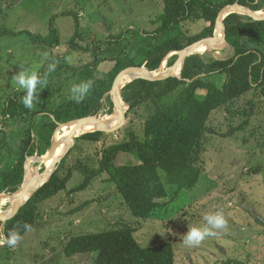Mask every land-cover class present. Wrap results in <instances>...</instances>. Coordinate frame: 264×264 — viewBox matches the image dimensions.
Wrapping results in <instances>:
<instances>
[{"label": "trees", "instance_id": "obj_1", "mask_svg": "<svg viewBox=\"0 0 264 264\" xmlns=\"http://www.w3.org/2000/svg\"><path fill=\"white\" fill-rule=\"evenodd\" d=\"M235 1L253 10L264 9V0H162L158 24L153 30L126 27L105 38L84 31L75 9L62 11L61 15L72 17L74 32L67 42V52L51 55L39 68L37 73L45 74L47 65L57 62L55 71L47 74L49 85L38 93V103L32 109L25 108L22 103L25 91L18 90L6 95L0 107V193L10 194L18 189L26 158L50 147V134L59 123L96 116L105 103L109 105L108 113H112L109 90L121 69L143 64L149 70H156L169 52L211 37L218 11ZM55 16L51 17L44 36L26 29H4L0 36L24 33L35 44L57 47L60 37L53 25ZM197 20L204 21L202 28L195 34H186L182 24ZM222 22L227 46L233 51L228 58L193 53L185 58L180 77L137 78L126 83L121 95L127 111H145L139 126L125 127L123 137L103 145L95 160H77L73 166L66 167L69 148L48 181L3 224L0 222V239L13 230L23 236L43 227L44 203L63 191H67L66 194L83 191L102 174H107L128 211L142 220L168 201L158 170L165 173L168 183L176 185L175 193L192 187L201 172L204 137L211 132L207 122L212 112L225 108L227 112L243 114L244 119L230 129L228 135L248 124L255 106L254 98H249L247 107L241 111L233 108L235 101L249 92L264 97V20L230 13ZM131 51H135L134 56ZM175 58L176 55L172 56L169 63ZM105 60L113 64L106 77L98 76V65ZM85 81L92 82V89L77 103L71 99L70 89ZM200 89L204 91L202 98L197 92ZM9 123H16L17 133H6L4 128ZM104 134L102 131L85 132L79 139L98 142ZM121 154L130 155L132 161L119 163ZM74 169L80 173V179L67 189ZM89 203L88 200L83 205ZM24 224L30 225V230H25ZM134 230L136 228L125 225L71 235L62 251L68 257L92 253V264H175L171 241L143 246L134 238ZM3 247L7 251L13 249Z\"/></svg>", "mask_w": 264, "mask_h": 264}, {"label": "rangeland", "instance_id": "obj_2", "mask_svg": "<svg viewBox=\"0 0 264 264\" xmlns=\"http://www.w3.org/2000/svg\"><path fill=\"white\" fill-rule=\"evenodd\" d=\"M73 9L84 31L105 38L126 27H139L150 32L158 24L156 21L162 9V0H0V31L26 29L32 34L44 36L48 33L51 17L56 14L53 25L60 37V44L49 48L31 42L24 33L0 36V107L10 92L23 90L15 84L16 73L24 68L38 72L51 55L67 52L66 45L74 32V22L71 16L61 15V12ZM182 25L185 33L192 35L202 28L204 21H187ZM232 52L228 46L218 51H205L207 56L223 59ZM131 55L134 56L135 51H131ZM175 55L177 58V53L171 51L164 57L165 69L174 63L176 58L169 62ZM112 64L111 60L102 61L97 75L106 77ZM197 92L202 98L204 91L200 89ZM119 94L123 100L121 91ZM249 98H254L255 106L248 124L233 133L227 135L230 129L241 123L243 114L238 111L230 113L224 108L210 115L207 124L211 132L204 137L201 172L192 187L175 193L176 185L168 183L165 173L158 170L168 192V201L147 219L135 218L123 204L113 183L107 179V174H102L87 189L71 194L63 191L44 203L43 227L25 233L12 250L7 251L0 246V264H92V253L65 256L62 246L67 239L75 234L125 225L136 228L133 236L143 246L171 241L175 264H264V97L249 92L238 98L233 108L241 110L247 107ZM108 107L105 103L97 115H109ZM143 112L141 109L126 110L124 124L119 129L104 132L98 142L79 139L85 132L78 131L81 134L72 138L65 166H73L77 160H95L103 145L123 137L125 127L139 126L144 118ZM6 126L4 130L7 134L10 131L17 133L14 130L16 123ZM55 129L50 134V143ZM48 149L32 156L42 158ZM131 159L130 155L121 154L118 161L130 163ZM32 160L35 176L44 169V164L40 160ZM79 175L74 169L67 189L75 186ZM10 194L2 192L0 196ZM88 200L90 203L83 205ZM216 212H221L227 219V230L206 238L198 247H187L182 237L188 228L204 226V216Z\"/></svg>", "mask_w": 264, "mask_h": 264}, {"label": "water", "instance_id": "obj_3", "mask_svg": "<svg viewBox=\"0 0 264 264\" xmlns=\"http://www.w3.org/2000/svg\"><path fill=\"white\" fill-rule=\"evenodd\" d=\"M260 12V13H258ZM230 13H239L242 15H245L253 20H264V11L261 12L259 10H253L238 1H235L233 3H229L224 5L217 13L215 22H214V30L213 35L211 37H203L198 40H195L185 46L184 48L172 51L177 53V58L174 61L172 65H170L168 68L162 71L155 72L156 70H149L145 66H128L123 69H121L116 76L113 79L111 88L109 90L110 99L112 102V112H116L117 119L112 125H105V123L102 120V117L100 115H88L83 116L79 118L70 119L66 122L59 123L56 126V131H58L61 126L63 125H70L73 124L74 128L69 132L67 137L63 140L64 145L62 148L61 153L58 157L54 156L55 150L57 148V143L53 142V139L50 143V147L48 151L45 153L44 157L47 159H52L51 164L47 167H44V169L37 173V175L27 178V161L36 159L38 162L41 160L40 156H32L25 161L24 164V173H23V180L18 187V189L15 192H20L16 199L14 200L11 209L8 212L0 213V222L3 224L8 218H10L31 196L32 194L41 187L45 182L48 181L51 174L53 173L54 169L57 167V164L60 162L61 158L64 156L66 151L71 146V140L73 137H75V131L83 126L84 124L93 123L94 129L92 131H102V132H111L116 129H119L125 121V112L128 108V106L123 108V104L126 105L125 101L122 100V103L119 101V98L116 95V89L119 87V93L121 91V88L131 80L141 78L146 80H161L167 77L175 76L180 77L181 71L183 68V62L185 58L193 53H195V50L198 46L204 45L206 50H221L225 46H227V41L225 39V29L223 25V19ZM219 37V44H216V39ZM180 65V69L178 74L175 73V67ZM129 78V80L121 85V82Z\"/></svg>", "mask_w": 264, "mask_h": 264}, {"label": "clouds", "instance_id": "obj_4", "mask_svg": "<svg viewBox=\"0 0 264 264\" xmlns=\"http://www.w3.org/2000/svg\"><path fill=\"white\" fill-rule=\"evenodd\" d=\"M57 62L53 61L47 65L45 74H38L36 71L24 68L14 75L15 84L19 89L25 91L22 98V103L25 108L32 109L35 103H38V93L49 85L47 74L55 71ZM92 89V82L85 81L79 84H74L71 91V99L80 103L88 95ZM205 224L202 227L188 228V231L183 235V243L191 248L201 245L206 238L215 237L218 232L226 231L228 222L221 212H216L204 216ZM25 230H30V225H23ZM22 236L18 230L10 231L4 239H0V246L7 245L10 248H15Z\"/></svg>", "mask_w": 264, "mask_h": 264}, {"label": "bare ground", "instance_id": "obj_5", "mask_svg": "<svg viewBox=\"0 0 264 264\" xmlns=\"http://www.w3.org/2000/svg\"><path fill=\"white\" fill-rule=\"evenodd\" d=\"M258 13H260V12H258ZM216 40L219 44V42H220L219 37H217ZM205 51H206L205 46L200 45L195 50V53L206 54ZM164 69H165L164 62H162L159 71H162ZM179 69H180V65L175 67V73L178 74ZM155 72H158V71H155ZM128 80H129V78L124 79L121 82V85L126 83ZM118 89H119V87L116 89V95L119 98V101L121 102V104H123ZM124 107H126V106L123 104V108ZM116 119H117L116 112H112L109 115H103V117H102L103 122L105 123V125H108V126L112 125L116 121ZM73 128H74L73 124L63 125V126H61V128L58 131H55V133L53 135V142L57 143V148H56L55 153H54L55 157H58L59 154L61 153L63 145H64L63 140L67 137L69 132L71 130H73ZM93 129H94L93 123L84 124L83 126L79 127L75 131V135L79 134L80 132L83 133V132H87V131H92ZM78 131H80V132H78ZM51 160L52 159H47L44 156H42L40 161L44 164V167H47L51 164ZM32 162H34V160L27 161V174H26L27 178H31L34 176L33 175ZM19 193L20 192H14V193H11L10 195H1L0 196V213L8 212L11 209L12 204H13L14 200L16 199V197L18 196Z\"/></svg>", "mask_w": 264, "mask_h": 264}]
</instances>
